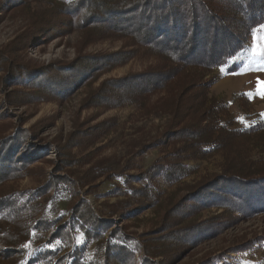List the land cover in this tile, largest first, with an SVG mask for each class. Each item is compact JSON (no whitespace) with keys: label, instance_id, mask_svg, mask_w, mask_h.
Here are the masks:
<instances>
[{"label":"rangeland","instance_id":"obj_1","mask_svg":"<svg viewBox=\"0 0 264 264\" xmlns=\"http://www.w3.org/2000/svg\"><path fill=\"white\" fill-rule=\"evenodd\" d=\"M53 1L71 0H0V148L13 164L0 196L46 193L39 216L55 225L32 234L29 254L58 225L65 231L51 248L83 246L76 210L103 226V239L134 240L119 264H264V209L246 214V198L221 180L264 171V54H253L264 47V22L250 31L234 24L245 44L224 65L189 64L166 86L114 106L111 82L164 73L163 60L143 49L130 55V40L102 25L53 15ZM214 2L236 22L237 0ZM118 54L120 63L107 58Z\"/></svg>","mask_w":264,"mask_h":264},{"label":"trees","instance_id":"obj_2","mask_svg":"<svg viewBox=\"0 0 264 264\" xmlns=\"http://www.w3.org/2000/svg\"><path fill=\"white\" fill-rule=\"evenodd\" d=\"M53 2L55 4L53 15L65 12L70 14L71 18L79 16L82 22H86L85 27L91 29L102 25L101 29L104 32H114L117 33L115 35L130 40L129 42L135 46V50L130 52V55L143 49L148 54L163 60L162 72L164 73L148 72L111 82L113 84L109 89L114 96L110 98L114 101V106L135 101V98L138 99L152 92L153 88L159 85V88L166 86L168 80L171 81L183 67L189 64H206L208 68L224 65L245 44L239 36L233 35L234 24L244 23L248 27L246 29L250 31L264 22V0H237L238 3L235 2L231 10V13L237 16L236 22L230 23L224 9L214 0ZM246 12L250 16L246 15ZM135 14L138 16L135 17ZM245 15L247 19L242 22L241 19ZM219 16L221 18H218ZM221 35L223 37L217 39ZM123 56L118 54L107 58L113 60L112 62L120 63L124 59ZM136 79L139 80L135 81ZM160 80H162L161 84H159ZM165 80L166 83H163ZM152 81L155 83L150 86ZM225 133L232 136L238 134L235 131H226L225 127L220 129V134ZM206 136L207 141L213 139L212 130ZM196 142L198 146L200 139ZM5 148L6 146L0 148V180L13 165L8 157L5 158V155H2L1 150ZM202 148L203 144L200 145V150L206 152ZM8 163L9 167L6 166ZM221 180L228 185L226 192L229 195L239 197L242 201L246 198L244 204L247 207L246 214L264 209V171L255 173L247 169L225 175ZM63 184L64 182L58 181L53 182L51 186L57 189V186ZM251 188H253V194L248 193L249 195L244 197L245 191ZM45 195L46 193L38 190V192L30 191L9 198L0 196V249L4 251L0 264H119L131 258L130 245L132 244L135 248L137 245L133 243L134 240L119 232L114 235L111 232L109 237L103 239L105 233L103 226L98 225L94 218L89 220V213H80L76 210L71 213L72 218L80 221L79 227L85 234L86 243L83 246H76L66 251L62 250L63 248H51L50 246L57 239L62 238L65 231L62 225H58L50 234L49 240L44 241V237L38 235L35 242L42 247L34 249L29 254L27 245L32 239V234L46 232L50 229V225H54L49 221H43L39 216L38 200ZM87 224L92 227L91 230L85 227ZM93 241L98 242V246L96 254L89 258L88 248ZM247 249L243 248L237 252Z\"/></svg>","mask_w":264,"mask_h":264},{"label":"snow or ice","instance_id":"obj_3","mask_svg":"<svg viewBox=\"0 0 264 264\" xmlns=\"http://www.w3.org/2000/svg\"><path fill=\"white\" fill-rule=\"evenodd\" d=\"M254 55H261V54H264V47L262 48H259L257 50H254ZM221 71H224V69L222 68Z\"/></svg>","mask_w":264,"mask_h":264}]
</instances>
